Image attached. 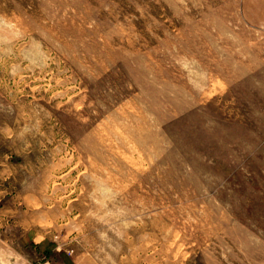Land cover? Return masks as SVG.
<instances>
[{"label": "rangeland", "instance_id": "1", "mask_svg": "<svg viewBox=\"0 0 264 264\" xmlns=\"http://www.w3.org/2000/svg\"><path fill=\"white\" fill-rule=\"evenodd\" d=\"M239 1L0 0V264H264Z\"/></svg>", "mask_w": 264, "mask_h": 264}, {"label": "crops", "instance_id": "2", "mask_svg": "<svg viewBox=\"0 0 264 264\" xmlns=\"http://www.w3.org/2000/svg\"><path fill=\"white\" fill-rule=\"evenodd\" d=\"M244 19L260 29H264V0H240Z\"/></svg>", "mask_w": 264, "mask_h": 264}, {"label": "clouds", "instance_id": "3", "mask_svg": "<svg viewBox=\"0 0 264 264\" xmlns=\"http://www.w3.org/2000/svg\"><path fill=\"white\" fill-rule=\"evenodd\" d=\"M4 22L3 19H0V23ZM15 251V250H14ZM16 255L20 257V261H17L16 264H30L28 258L23 255L21 252H16Z\"/></svg>", "mask_w": 264, "mask_h": 264}]
</instances>
